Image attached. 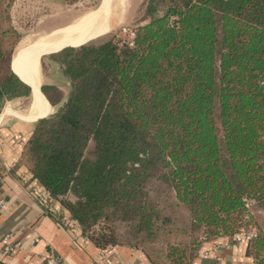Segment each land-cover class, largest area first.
I'll return each instance as SVG.
<instances>
[{"label":"trees","instance_id":"16d2710c","mask_svg":"<svg viewBox=\"0 0 264 264\" xmlns=\"http://www.w3.org/2000/svg\"><path fill=\"white\" fill-rule=\"evenodd\" d=\"M16 1L0 0V114L31 96L11 65ZM144 16L130 43L50 55L67 100L19 164L97 248L191 264L255 221L246 255L264 264V0H145Z\"/></svg>","mask_w":264,"mask_h":264},{"label":"crops","instance_id":"0c3cea01","mask_svg":"<svg viewBox=\"0 0 264 264\" xmlns=\"http://www.w3.org/2000/svg\"><path fill=\"white\" fill-rule=\"evenodd\" d=\"M43 57L39 60V69ZM67 96L54 107L50 105L49 115L45 100L44 117L56 112ZM32 97L31 93L30 106ZM29 112L30 107L26 114L11 111L7 115L5 112L4 115L13 118L11 121L4 119L7 116H0V201L5 202L4 209H0V264H45L49 247L65 264H152L139 249L125 246L97 248L68 216L69 221L64 223L59 214L43 209L33 192L34 179L19 164L23 144L31 136L37 121L44 118L33 120L27 116ZM51 205L61 207L57 201ZM6 235L19 244L13 255L3 252L2 239ZM247 243L246 239L238 241L234 237L205 242L197 249L191 264H253L246 255Z\"/></svg>","mask_w":264,"mask_h":264},{"label":"rangeland","instance_id":"374dc122","mask_svg":"<svg viewBox=\"0 0 264 264\" xmlns=\"http://www.w3.org/2000/svg\"><path fill=\"white\" fill-rule=\"evenodd\" d=\"M102 3L103 0H18L11 11L12 25L20 35L21 41L23 39L33 40L71 25L83 15L99 9ZM144 3L145 0H124V6L120 8L115 17L110 19V28L107 33L116 43H130L136 29L146 23ZM18 47L19 45L14 52L15 56ZM40 71V88L43 86L54 87V91H46L47 96L55 104L62 101L68 94L69 84L62 74L60 66L50 56H45L41 60ZM29 107V97L14 100L4 106L0 116L9 114L11 111L26 114ZM49 112L50 106L48 115ZM4 119L11 121L13 118L7 116ZM260 215V217H264V214ZM256 225L258 224L253 221L251 225L243 227L240 233L254 237L257 234Z\"/></svg>","mask_w":264,"mask_h":264},{"label":"bare ground","instance_id":"6f19581e","mask_svg":"<svg viewBox=\"0 0 264 264\" xmlns=\"http://www.w3.org/2000/svg\"><path fill=\"white\" fill-rule=\"evenodd\" d=\"M123 1L103 0L99 9L83 15L67 27L55 30L49 35H41L33 40L23 39L21 41L16 56L14 55L12 69L31 87L33 97L28 117L38 120L46 115L45 99L39 88L41 72L39 60L44 55H52L67 47H76L93 38L105 35L110 28V19L115 17L120 8L124 6Z\"/></svg>","mask_w":264,"mask_h":264},{"label":"built area","instance_id":"2783aa9c","mask_svg":"<svg viewBox=\"0 0 264 264\" xmlns=\"http://www.w3.org/2000/svg\"><path fill=\"white\" fill-rule=\"evenodd\" d=\"M34 186H33V192L35 196L37 197V200L39 204L43 207V209L46 212L49 213H55L59 214L62 222L67 223L69 221V218L62 213V207L54 208L51 203H53L54 199L50 196L49 193H47L44 188L36 181L34 180ZM5 202L0 201V209H4ZM253 236L246 235L244 233H238L234 236V238L238 241H241L242 239L250 240ZM2 245H3V252L8 255H13L18 251L19 244L14 243V240L9 236L6 235L2 239ZM45 264H65V261L58 256L55 251L49 247L47 251V259L45 261Z\"/></svg>","mask_w":264,"mask_h":264},{"label":"water","instance_id":"95a60500","mask_svg":"<svg viewBox=\"0 0 264 264\" xmlns=\"http://www.w3.org/2000/svg\"><path fill=\"white\" fill-rule=\"evenodd\" d=\"M13 57H14V55H13ZM11 65H13V59H12V64ZM14 72V71H13ZM28 86V85H27ZM31 88V87H30ZM31 93H32V90H31Z\"/></svg>","mask_w":264,"mask_h":264}]
</instances>
